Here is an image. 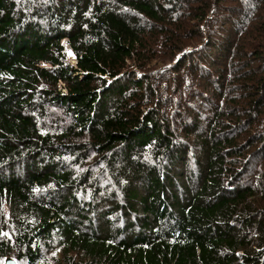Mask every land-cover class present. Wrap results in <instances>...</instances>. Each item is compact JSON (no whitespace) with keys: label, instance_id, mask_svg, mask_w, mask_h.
Segmentation results:
<instances>
[{"label":"trees","instance_id":"1","mask_svg":"<svg viewBox=\"0 0 264 264\" xmlns=\"http://www.w3.org/2000/svg\"><path fill=\"white\" fill-rule=\"evenodd\" d=\"M30 1L0 0V261L264 264V175L242 163L239 133L187 128L194 178L182 123L136 92L150 36L129 12L171 24L180 0ZM218 41L212 58L234 42ZM58 109L70 118L51 121ZM116 212L123 228L97 225Z\"/></svg>","mask_w":264,"mask_h":264},{"label":"rangeland","instance_id":"2","mask_svg":"<svg viewBox=\"0 0 264 264\" xmlns=\"http://www.w3.org/2000/svg\"><path fill=\"white\" fill-rule=\"evenodd\" d=\"M50 1L44 2L49 5ZM21 2L27 6L32 1ZM179 4L184 7L181 9L184 14H175L171 24L129 12L139 18L150 36L136 54L144 62L134 67L148 75L149 81L136 92L144 95V107L162 109L182 123L181 130L185 132L180 140L189 141L192 147L187 166L194 178L200 174L197 158L200 146L195 134L185 138L187 128L195 129L196 134L208 132L210 127L217 128V135L222 134L223 128L231 130L234 136L239 133V145L246 153L242 163L245 165L250 159L249 166L255 173L259 170L264 175L261 150L264 139L260 136L264 135V80L259 83L264 78V0H180ZM228 38L234 41L230 49L226 52L217 49L216 57L212 58L210 44ZM64 40L66 50L72 55ZM70 60L76 63L75 57ZM50 114L51 121L62 118L60 123L70 118L61 109ZM91 159H96V155ZM104 173L105 177L107 174L116 177L111 167ZM251 176L245 173L241 181ZM115 183L111 180L110 184ZM103 184L106 186L107 182ZM121 185L120 189L114 187L120 192L115 197L118 204L124 201ZM256 185L255 192L259 193L254 198L257 199L264 196V176ZM5 208L8 212V206ZM95 220L97 225L109 221V225L118 228L127 224L123 212L105 218L97 216Z\"/></svg>","mask_w":264,"mask_h":264},{"label":"water","instance_id":"3","mask_svg":"<svg viewBox=\"0 0 264 264\" xmlns=\"http://www.w3.org/2000/svg\"><path fill=\"white\" fill-rule=\"evenodd\" d=\"M3 264H19L17 259L12 257V256H8L5 258Z\"/></svg>","mask_w":264,"mask_h":264}]
</instances>
